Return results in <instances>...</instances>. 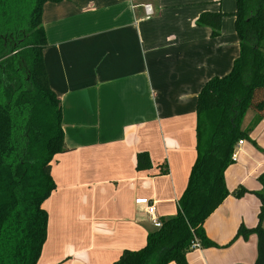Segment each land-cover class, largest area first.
I'll return each instance as SVG.
<instances>
[{
    "label": "crops",
    "instance_id": "1",
    "mask_svg": "<svg viewBox=\"0 0 264 264\" xmlns=\"http://www.w3.org/2000/svg\"><path fill=\"white\" fill-rule=\"evenodd\" d=\"M153 14L146 16L144 5ZM236 0H61L45 2L43 50L51 89L62 105L66 151L52 161L56 188L44 201L47 237L37 264H112L146 243L159 218L177 214L197 159V98L240 55ZM204 12L224 14L221 33L198 25ZM254 119L248 111L242 128ZM236 149L228 189L262 190L264 119ZM150 164L138 167L137 154ZM256 194L228 195L205 220L218 247L197 248L187 264H254ZM169 264H175L173 262Z\"/></svg>",
    "mask_w": 264,
    "mask_h": 264
},
{
    "label": "trees",
    "instance_id": "2",
    "mask_svg": "<svg viewBox=\"0 0 264 264\" xmlns=\"http://www.w3.org/2000/svg\"><path fill=\"white\" fill-rule=\"evenodd\" d=\"M48 1L61 0H0V264L38 263L48 226L43 203L56 188L52 161L67 150L61 101L49 85L43 58L48 41L42 8ZM11 7L15 20L8 26ZM233 15L240 55L228 74L212 78L198 94L197 159L178 212L160 218L161 226L148 234L143 247L125 250L112 264H187L193 240L203 248L219 246L206 234L207 217L228 195L247 193L259 198L258 223L241 225L234 239L256 234L254 264H264V186L230 191L225 181L238 141L250 139L251 129L264 119V0H236ZM223 16L204 12L197 24L218 37ZM248 111L254 119L244 129ZM137 164H150L146 152L137 154Z\"/></svg>",
    "mask_w": 264,
    "mask_h": 264
},
{
    "label": "built area",
    "instance_id": "3",
    "mask_svg": "<svg viewBox=\"0 0 264 264\" xmlns=\"http://www.w3.org/2000/svg\"><path fill=\"white\" fill-rule=\"evenodd\" d=\"M133 1V0H130ZM144 9L146 12V16H150L153 14V6L151 3H147L144 5ZM243 141L239 140L236 147H235V151L237 149V147L239 145H242ZM236 152H234L233 158L235 156ZM137 206L139 208V210H142L143 212H145L149 217L150 220L156 225V226H161V221L160 218L157 216L156 214V208H155V204L154 203H150L149 200L147 199H137ZM191 248L192 249H197V248H201L200 242H198L197 239L193 240L191 243Z\"/></svg>",
    "mask_w": 264,
    "mask_h": 264
},
{
    "label": "rangeland",
    "instance_id": "4",
    "mask_svg": "<svg viewBox=\"0 0 264 264\" xmlns=\"http://www.w3.org/2000/svg\"><path fill=\"white\" fill-rule=\"evenodd\" d=\"M12 9H13L12 7L9 9L8 18L6 19V20H7L6 24H7L8 26L14 25L13 22H14V20H15V15H14V12H13V11H10V10H12ZM0 14H1V11H0ZM2 25H3V24H2ZM1 27H3V26H1Z\"/></svg>",
    "mask_w": 264,
    "mask_h": 264
}]
</instances>
